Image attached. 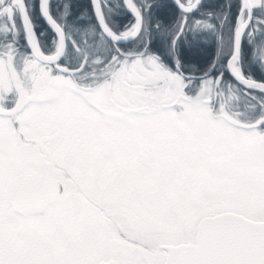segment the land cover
Returning <instances> with one entry per match:
<instances>
[{"label":"snow or ice","instance_id":"obj_1","mask_svg":"<svg viewBox=\"0 0 264 264\" xmlns=\"http://www.w3.org/2000/svg\"><path fill=\"white\" fill-rule=\"evenodd\" d=\"M210 7L0 0V264H264V0Z\"/></svg>","mask_w":264,"mask_h":264},{"label":"trees","instance_id":"obj_2","mask_svg":"<svg viewBox=\"0 0 264 264\" xmlns=\"http://www.w3.org/2000/svg\"><path fill=\"white\" fill-rule=\"evenodd\" d=\"M225 3H227V0H224ZM57 0H53V4ZM164 3H171V0H162ZM71 3L73 5V12L76 15H79L81 12H85L86 16L85 19H87V12L89 9V0H71ZM204 3L207 5H210V8L202 9V11H219L220 6L219 4L216 5L215 0H204ZM223 6V5H222ZM34 15H38L34 14ZM131 17L126 15L125 13L121 12L118 16H113L112 20L117 25H123L130 20ZM37 25L39 26V31L46 32L49 38L51 37V31L47 28V26L44 24V22L41 19H36L35 21ZM215 48L214 42L209 39L206 43H203L202 45L198 46L196 49H186V56L188 57L187 62L188 63H199L206 65L213 57Z\"/></svg>","mask_w":264,"mask_h":264},{"label":"flooded vegetation","instance_id":"obj_3","mask_svg":"<svg viewBox=\"0 0 264 264\" xmlns=\"http://www.w3.org/2000/svg\"><path fill=\"white\" fill-rule=\"evenodd\" d=\"M215 3H216V5L219 4L218 6H222V5L226 4L224 0H215ZM213 51H215V48L213 49ZM254 74H256L255 71H254ZM257 79H259V75L258 74H257Z\"/></svg>","mask_w":264,"mask_h":264},{"label":"water","instance_id":"obj_4","mask_svg":"<svg viewBox=\"0 0 264 264\" xmlns=\"http://www.w3.org/2000/svg\"><path fill=\"white\" fill-rule=\"evenodd\" d=\"M89 3H90V0H89ZM43 21V20H42ZM44 22V21H43ZM46 25V24H45ZM47 26V25H46Z\"/></svg>","mask_w":264,"mask_h":264}]
</instances>
